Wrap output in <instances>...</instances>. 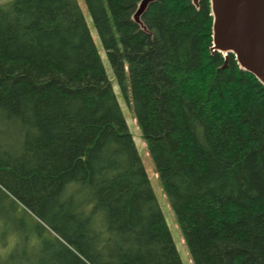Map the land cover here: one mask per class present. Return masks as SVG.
I'll use <instances>...</instances> for the list:
<instances>
[{
	"label": "trees",
	"instance_id": "obj_1",
	"mask_svg": "<svg viewBox=\"0 0 264 264\" xmlns=\"http://www.w3.org/2000/svg\"><path fill=\"white\" fill-rule=\"evenodd\" d=\"M83 0L192 264H264V87L210 54L208 0ZM48 233L49 237H47ZM182 264L77 0H0V264Z\"/></svg>",
	"mask_w": 264,
	"mask_h": 264
},
{
	"label": "water",
	"instance_id": "obj_2",
	"mask_svg": "<svg viewBox=\"0 0 264 264\" xmlns=\"http://www.w3.org/2000/svg\"><path fill=\"white\" fill-rule=\"evenodd\" d=\"M157 0H139L131 19L144 32L142 15ZM199 8L200 0H190ZM211 16L210 54L220 53L227 66L232 54L241 71L264 87V0H208Z\"/></svg>",
	"mask_w": 264,
	"mask_h": 264
},
{
	"label": "rangeland",
	"instance_id": "obj_3",
	"mask_svg": "<svg viewBox=\"0 0 264 264\" xmlns=\"http://www.w3.org/2000/svg\"><path fill=\"white\" fill-rule=\"evenodd\" d=\"M82 11L84 14V17L86 19L87 25L90 29L91 35L93 37V40L96 44V47L101 55V60L105 66L107 76L111 80L117 101L119 102L123 115L125 117L127 126L129 128V131L133 135V139L135 142V145L137 147L139 156L141 158L142 164L145 168L146 174L148 176V179L150 181V184L153 188L154 194L156 196L157 202L159 204V207L162 211V214L164 216V219L167 223V226L170 230L171 237L173 239V242L175 244V247L178 251L179 257L181 259L182 264H192L190 260V255L187 249L186 244L183 241L181 230L178 227L176 216L174 212L172 211L169 202L167 200V197L164 193L163 186L161 181L157 178V174L155 173L154 164L152 162V159L150 158L149 154L147 153L146 145L144 142V139L142 137V133L138 126L136 125L135 119H134V112L132 107H130L127 104L126 98L122 94L121 90L119 89L117 82L114 78V75L110 69V65L106 59V55L104 53V50L102 48L100 39L97 35V32L95 30L92 18L83 2V0H77ZM47 237H49L48 233H46ZM36 249L29 250L28 248L25 249H18V255L21 257H29L31 264H36L39 262L41 258H45L49 253L51 252L50 249H48V244L45 242H38L36 245Z\"/></svg>",
	"mask_w": 264,
	"mask_h": 264
}]
</instances>
